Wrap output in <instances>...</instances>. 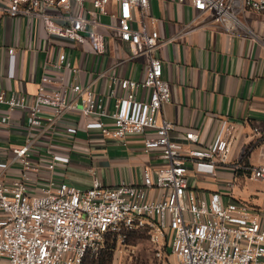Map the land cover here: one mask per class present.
<instances>
[{
	"label": "built area",
	"instance_id": "built-area-1",
	"mask_svg": "<svg viewBox=\"0 0 264 264\" xmlns=\"http://www.w3.org/2000/svg\"><path fill=\"white\" fill-rule=\"evenodd\" d=\"M0 1L7 17H36L47 36L80 49V60L72 61L59 46L33 94L7 95L0 84V130L15 111L25 127L24 139L7 141L0 158V264H80L96 256L106 240L124 244L136 231L145 232L161 260L174 255L177 264H264V207L232 195L225 200L219 191L206 193L189 183L188 169L215 176L217 166L228 162L233 122L221 118L211 140H202L193 128L184 131L183 140L171 136L176 124L161 109L171 101L172 87L154 52L161 20L152 14L151 0ZM177 1L191 5L200 20L248 32L264 44V0ZM250 14L263 26L261 36L248 23ZM118 43L125 44L126 57L146 56L139 77L119 73ZM8 51L13 57L12 48ZM98 64L93 81L105 80L103 90L83 81ZM79 121L102 136L124 140L140 134L143 150L156 152L161 161L145 165L139 180L114 185L97 175L87 187L55 180L57 165L70 160V147L58 146L57 134L74 136ZM11 163L17 164L15 176L6 175ZM232 166L243 168L239 162ZM243 169L264 180V163Z\"/></svg>",
	"mask_w": 264,
	"mask_h": 264
},
{
	"label": "crops",
	"instance_id": "crops-1",
	"mask_svg": "<svg viewBox=\"0 0 264 264\" xmlns=\"http://www.w3.org/2000/svg\"><path fill=\"white\" fill-rule=\"evenodd\" d=\"M150 3L152 14L161 20L160 42L154 52L162 60V77L172 87V99L161 109V115L176 124L171 136L183 140L184 131L193 128L202 140H211L219 131L221 118L233 122L229 160L217 166L213 179L198 181L197 174H207L191 168L187 172L192 187L206 193L219 191L226 200L233 196L234 184L228 186V180L247 174L243 169L246 165L264 163V44L248 32H231L200 20L203 16H196L187 2L151 0ZM108 8L115 9V3L111 1ZM100 19L111 20L107 15H100ZM248 23L261 36L263 26L255 15L248 16ZM99 29L105 30L101 26ZM59 46L67 50L72 61L80 60L78 46L47 36L36 17L20 14L9 18L0 9V84L6 94H33L40 74L52 68ZM111 47L108 41V52ZM125 47L118 43L119 73L139 77L146 56L126 57ZM98 67L99 64L89 71L83 81L103 90L105 80L93 81ZM21 115L15 111L8 126L0 130V158L5 156L7 141H22L25 137V127L19 122ZM57 136L58 146L70 147V160L67 165H57L54 178L80 187L89 186L94 175L105 185L139 180L145 165L155 166L161 161L156 152L143 150L140 134H129L124 140L102 136L85 129L79 121L74 136ZM38 147L45 149L43 144ZM237 162L243 168L234 169L232 164ZM15 168L17 164L11 163L6 175L15 176ZM201 184H208L210 189Z\"/></svg>",
	"mask_w": 264,
	"mask_h": 264
},
{
	"label": "rangeland",
	"instance_id": "rangeland-1",
	"mask_svg": "<svg viewBox=\"0 0 264 264\" xmlns=\"http://www.w3.org/2000/svg\"><path fill=\"white\" fill-rule=\"evenodd\" d=\"M198 181H209L213 177L209 175H196ZM200 184V183H199ZM206 189L208 184H201ZM232 194L235 199L243 200L249 204L256 206H264V180L260 178H251L248 174H244L240 178L234 180ZM109 241L107 244L106 242ZM105 242L104 248L94 256L97 257L100 264H177L174 255H169L166 260L158 259L152 246L147 241L144 234L139 233L129 237V240L124 244L108 239ZM107 257H102V256Z\"/></svg>",
	"mask_w": 264,
	"mask_h": 264
},
{
	"label": "trees",
	"instance_id": "trees-1",
	"mask_svg": "<svg viewBox=\"0 0 264 264\" xmlns=\"http://www.w3.org/2000/svg\"><path fill=\"white\" fill-rule=\"evenodd\" d=\"M139 233H142V234H144L145 236H146V234H145V232L144 231H136V232H133V233H130V235L127 237V239H126V242L129 240V237L130 236H132V235H136V234H139ZM107 241V240H106ZM109 241H107L106 242V244L108 243ZM112 242V241H111ZM108 245V244H107ZM107 245H105V246H107ZM104 246V247H105ZM103 247V248H104ZM102 257H107L106 255L105 256H102ZM107 259H109L108 257H107ZM80 264H100L99 262H98V259H97V257H90V256H85L84 258H83V260H82V262L80 263Z\"/></svg>",
	"mask_w": 264,
	"mask_h": 264
}]
</instances>
